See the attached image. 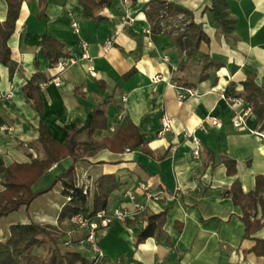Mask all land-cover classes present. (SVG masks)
<instances>
[{"label": "crops", "instance_id": "1", "mask_svg": "<svg viewBox=\"0 0 264 264\" xmlns=\"http://www.w3.org/2000/svg\"><path fill=\"white\" fill-rule=\"evenodd\" d=\"M111 1L99 21L86 18L79 0H47L42 18L38 17V1H23L8 41L12 75L7 67L0 66V160L8 167L42 157L34 147H28L38 138L39 124L51 139L62 143L67 128L89 126L91 111L108 99L104 108L107 129L97 131L94 139L110 137L130 120L139 128L152 156L140 149L123 154L101 150L76 164V183L80 186L89 182L91 189L101 176L118 177L122 187L110 196L107 213L116 208L132 210L123 191L136 183L141 182L150 191L162 190L166 196L157 204L149 203L147 212L167 210V221L165 237L158 241L149 238L136 248L134 235L144 227L139 217L125 224L109 223L98 235L105 264H264V259L249 253L254 242L243 239L240 208L223 195L235 181L244 193L253 191L255 178L264 176V140L257 135V118L252 113L244 128L236 130L233 112L220 97L226 90L241 91L240 83L249 74L255 75L256 83L264 88V0H225L230 17L236 21L230 35L223 34L205 11L214 0H165L193 12L194 22L201 24L209 37V45L203 44L190 57L171 43L167 31L151 32L145 16L150 0H136L135 4L132 0ZM6 10L5 1L0 0V22ZM126 15L133 21L127 23ZM73 22L78 33L71 27ZM45 36L60 41L77 60L59 75L38 53ZM111 36L114 44L106 53L103 45ZM81 42L87 43L90 63L81 59ZM205 53L223 67L211 70L209 80L199 83L200 58ZM131 69H135L134 75L124 81V74ZM37 70L41 72L43 101L40 117L22 91ZM157 76L159 79L153 82ZM173 82L193 96L180 99ZM181 82L191 87H182ZM163 116L170 118L171 129L158 135ZM208 117L216 119L220 127H212ZM192 131L201 141L199 157L192 155V143L185 136ZM81 139L87 140L86 134ZM222 158L236 162L234 176H226ZM71 165L70 158L53 165L32 191H45ZM2 182L0 175V192ZM61 190L58 183L36 198L29 207V219L23 214L18 223L31 220L56 226L64 204ZM19 211L25 212V208ZM176 222L182 224L180 233L174 229ZM65 223L70 224L64 221L61 225ZM84 233L77 228L67 231L66 236L68 242H75L76 251L89 257L88 248L78 245ZM254 237L263 238L264 227Z\"/></svg>", "mask_w": 264, "mask_h": 264}, {"label": "trees", "instance_id": "2", "mask_svg": "<svg viewBox=\"0 0 264 264\" xmlns=\"http://www.w3.org/2000/svg\"><path fill=\"white\" fill-rule=\"evenodd\" d=\"M3 1L6 3L7 10L4 21L0 22V66L7 67L12 75L13 68L8 41L15 31L21 5L25 0ZM35 1L41 5L38 17L42 18L44 17L43 4L47 3V0ZM79 1L84 8L86 18L95 21L101 20L100 13L112 3L111 0ZM135 2L136 0H132V4ZM229 7L225 0H214L210 8H205V11L211 15L212 21L225 35H230L236 28V21L230 17ZM145 16L152 33L167 31L171 43L184 52L187 57L198 53L203 44L208 46L210 43L202 25L194 22L193 12L173 2L150 0L145 8ZM38 53L47 59L49 68H54L60 59L71 57V53L65 46L51 36L43 38L38 46ZM34 65L37 69L39 68L37 58L34 60ZM200 65L199 83L209 80L211 70L217 71L223 67L222 63L206 53L201 55ZM134 73L135 69H131L124 74L123 80H129ZM40 76L41 72L37 70L22 89L26 101L39 117L43 114ZM240 85L242 86L241 91L226 90L225 94L241 99L244 106L249 108L257 118L258 131L264 132V88L256 83V77L253 74L247 75ZM101 86L103 88V83ZM181 86L191 87L186 82H181ZM108 103L107 99L91 111L92 118L89 126L67 128L66 137L62 143L51 139L44 126L39 124L38 138L28 147H34L42 154V157L37 156L29 163H13L8 167L0 160V175L3 176L1 184L3 189L0 192V220L18 212L22 207L25 208L26 216L29 219L28 210L31 203L39 196L50 192L58 183L62 188L61 197L64 198L56 226L29 220L27 223H14L7 227L6 235L0 236V264H82L87 262V257L76 250L61 251L55 247L50 250L49 257L43 260L35 259L32 256V251L37 248H46L47 244L56 245L58 238L67 233L61 231V223L69 221L72 216L79 215L92 219L99 211L106 210L110 196L122 187L119 178L109 174L99 177L94 181L87 194H84V184L78 186L76 183L75 166L77 163L85 162L87 157H92L101 150H107L113 154H123L140 149L143 154L152 156V151L142 138L139 128L130 120H127L124 126H118L110 137L94 139V134L97 131L107 129L104 108ZM83 134L87 136L85 141L81 139ZM66 158L72 160L69 169L63 171L45 191L34 193L32 186L46 175L53 165ZM221 162L226 169V176L232 177L236 174L235 161L222 158ZM223 195L229 197L232 204L241 210L239 220L244 228L243 239L254 242L249 253L264 259V237H254L264 227V176L255 178V188L251 192L244 193L239 182L235 181L229 189L224 191ZM166 216L167 210L159 213H141L139 219L144 223V227L135 233L134 247H138L149 238L158 241L165 237L163 228L167 221ZM132 220H136V218ZM174 229L180 233L182 224L176 222ZM166 240H168L167 236Z\"/></svg>", "mask_w": 264, "mask_h": 264}, {"label": "built area", "instance_id": "3", "mask_svg": "<svg viewBox=\"0 0 264 264\" xmlns=\"http://www.w3.org/2000/svg\"><path fill=\"white\" fill-rule=\"evenodd\" d=\"M126 2V0H123ZM127 23L132 22L133 19L126 15L124 19ZM72 29L75 33H78L77 23L73 22L71 24ZM148 33V32H147ZM114 44V37L111 36L106 39L103 45V50L107 53L108 50L112 48ZM79 47L82 51L81 59L86 60L89 63L91 62L89 54H88V46L87 43L81 42ZM165 61H168L167 58H164ZM76 59L73 57L60 59L56 65L55 69L59 74L65 71L69 66L76 63ZM159 77H154L153 82H156ZM59 85L58 83H56ZM173 87L179 92V98L185 99L187 96H193V92L186 90V93H183V89L180 87L178 88L177 84L173 82ZM221 99L224 100L233 112V119L232 125L234 128L243 129L245 126V120L251 113L249 108L245 107L241 99L233 96L225 94L222 92ZM125 100V97H123ZM209 124L214 128H219L220 123L214 118H207ZM170 118L163 116L160 120V129L157 133L158 135H162L166 132H169L171 129V122ZM196 132V131H195ZM195 132H187L186 138L189 139L192 143V155L194 157H199L201 153V141L195 135ZM259 135L264 140V132H258ZM90 189V183L85 182L83 186V193L87 194L88 190ZM123 195L129 200L132 205V210H126L123 208H116L113 209L112 212L107 213L106 210L99 211L94 218L87 219L79 215H74L69 219V223L72 224L74 227L78 229H83L85 231L84 236L82 239L78 241L79 246H86L89 251V257H87V262L82 264H105V255L99 247L98 244V235L101 232V229L106 228L109 223L111 222H119L125 224L128 220L137 218L140 216L141 213L147 212L149 210L148 206L149 203L157 204L160 202L165 196V192L162 190L158 191H150L146 185L140 183L134 184L132 187H128L123 191ZM69 242L67 241L65 245H68Z\"/></svg>", "mask_w": 264, "mask_h": 264}, {"label": "rangeland", "instance_id": "4", "mask_svg": "<svg viewBox=\"0 0 264 264\" xmlns=\"http://www.w3.org/2000/svg\"><path fill=\"white\" fill-rule=\"evenodd\" d=\"M23 214L26 216V213L24 211L23 212L18 211L16 213L9 215L8 217L2 218L0 220V227H1L0 228L1 229L0 236L2 237L4 235H6L7 222L16 221L15 223H18V221H20V219L22 218ZM60 229L64 233H66L67 231H70V230L71 231L77 230L76 227L72 226L71 224H67V223H65V225H60ZM83 236H84V234L81 237H83ZM67 241L68 240H67L66 235H64L63 237H59L56 245L47 244L46 248L34 249L32 251V256L35 259H39V260L47 259L50 255V250L54 249L55 247H57L58 250L60 249L61 251L76 250L75 248H77V247L76 246L73 247L75 242L72 241L71 243L69 242L68 245H65L64 243Z\"/></svg>", "mask_w": 264, "mask_h": 264}]
</instances>
